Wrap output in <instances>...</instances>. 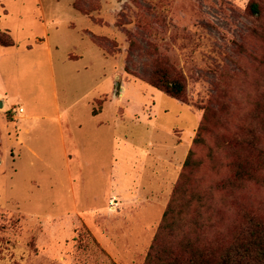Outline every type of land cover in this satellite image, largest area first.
<instances>
[{"label": "rangeland", "instance_id": "1", "mask_svg": "<svg viewBox=\"0 0 264 264\" xmlns=\"http://www.w3.org/2000/svg\"><path fill=\"white\" fill-rule=\"evenodd\" d=\"M251 1L258 3L259 15L250 13ZM74 6L91 20L78 25L94 44L80 41L72 28L69 37L61 34V52L84 57L63 66L59 56L56 60L58 99L72 108L61 114L65 129L71 117L90 118L82 95L96 96L99 78L117 73L120 79L104 90L120 95L128 84L146 103L149 120L163 129L166 145L191 139V165L183 164L167 203L173 206L168 228H160L167 208L149 216L147 226L120 217L113 241L105 236L116 248L110 256L83 224L47 221L72 213L71 207L58 206L59 173L39 161L29 168L27 152L12 145L13 134L5 127L10 124L0 114V264H146L153 245L176 250L184 238L229 239L245 228L247 215L264 223V180L240 189L230 185L239 163L253 164L264 179V0H76ZM42 30L38 22L25 33L41 36ZM158 66L183 78L182 100L148 83ZM104 101L96 100L92 109ZM53 138L39 146L59 172L60 143ZM18 169L23 172L12 177Z\"/></svg>", "mask_w": 264, "mask_h": 264}, {"label": "crops", "instance_id": "2", "mask_svg": "<svg viewBox=\"0 0 264 264\" xmlns=\"http://www.w3.org/2000/svg\"><path fill=\"white\" fill-rule=\"evenodd\" d=\"M75 2L0 0V32L8 31L15 42L11 47L0 45V114L10 124L5 127L11 131L9 136L13 134L12 145L27 152V166L34 168V161H39L59 173L58 206L62 211L71 207L72 213L58 218L48 216L47 221L66 218L69 223L83 224L102 249L114 256L112 250L116 248L108 245L105 236L113 241L112 228L120 217V222L133 220L147 226L149 216L160 208L165 212L192 141L177 140L166 145L163 129L149 120L144 111L146 103L131 94L128 84L121 86L120 95L117 89L104 90L120 79L117 73L99 78L96 96L90 98L91 91L82 95L90 118L71 117L65 129L61 114L70 113L72 108H63L58 99L56 60L59 56L63 66L84 57L62 53L60 45L65 38L61 34L67 32L69 37L72 28L80 41L87 38L93 43L78 25L91 20L74 7ZM38 22L43 28L42 37L25 33ZM30 76H34L35 85ZM100 99L105 100L101 112L93 115V103ZM15 100L20 102L18 109L13 106ZM20 108L23 113L16 112ZM8 114L14 122L8 121ZM47 136L60 143L59 172L39 146ZM22 172L18 169L12 177ZM27 181L37 186L31 178Z\"/></svg>", "mask_w": 264, "mask_h": 264}, {"label": "trees", "instance_id": "3", "mask_svg": "<svg viewBox=\"0 0 264 264\" xmlns=\"http://www.w3.org/2000/svg\"><path fill=\"white\" fill-rule=\"evenodd\" d=\"M248 8L252 15L260 14V7L255 1H251ZM0 45L4 47L15 45L8 31L0 32ZM134 46L132 42L131 47ZM148 83L174 99L184 98L186 84L183 78L164 67L158 66L149 77ZM101 109L102 107H95L92 114L97 115ZM203 127L201 125L199 129ZM197 140L194 139V143ZM192 155L193 152L190 150L184 168L191 165ZM263 180L257 177L253 164L239 163L235 178L230 180V185L232 189H240L248 181L261 182ZM180 190L181 186H178L175 193ZM168 206L160 227L164 230L168 228L167 218L173 212V206L171 204ZM246 221L245 228L238 229L229 239L202 243L197 239L184 238L179 242L176 250L165 248L160 250L159 246L153 245L147 256L146 264H264V223L250 215L246 216Z\"/></svg>", "mask_w": 264, "mask_h": 264}, {"label": "built area", "instance_id": "4", "mask_svg": "<svg viewBox=\"0 0 264 264\" xmlns=\"http://www.w3.org/2000/svg\"><path fill=\"white\" fill-rule=\"evenodd\" d=\"M18 112H19V113H23V109L20 108V109L18 110Z\"/></svg>", "mask_w": 264, "mask_h": 264}, {"label": "bare ground", "instance_id": "5", "mask_svg": "<svg viewBox=\"0 0 264 264\" xmlns=\"http://www.w3.org/2000/svg\"><path fill=\"white\" fill-rule=\"evenodd\" d=\"M24 69L27 70V71L30 70V69H26V68H24ZM23 71H24V70H23ZM23 71H22V72H23ZM30 71H31V70H30ZM24 72L26 73V71H24ZM24 72H23V73H24ZM28 73H29V72H28ZM30 73H31V72H30ZM42 73H43V72H42ZM30 79H31V78H30Z\"/></svg>", "mask_w": 264, "mask_h": 264}, {"label": "water", "instance_id": "6", "mask_svg": "<svg viewBox=\"0 0 264 264\" xmlns=\"http://www.w3.org/2000/svg\"><path fill=\"white\" fill-rule=\"evenodd\" d=\"M118 86H119V84L117 83V84H116V88H117ZM0 106H2V104H0Z\"/></svg>", "mask_w": 264, "mask_h": 264}]
</instances>
